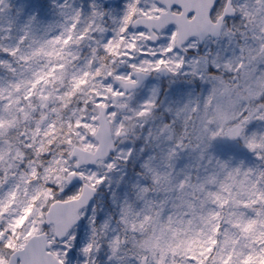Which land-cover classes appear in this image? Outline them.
Wrapping results in <instances>:
<instances>
[{
    "label": "snow or ice",
    "instance_id": "obj_1",
    "mask_svg": "<svg viewBox=\"0 0 264 264\" xmlns=\"http://www.w3.org/2000/svg\"><path fill=\"white\" fill-rule=\"evenodd\" d=\"M0 264H264V0H0Z\"/></svg>",
    "mask_w": 264,
    "mask_h": 264
}]
</instances>
